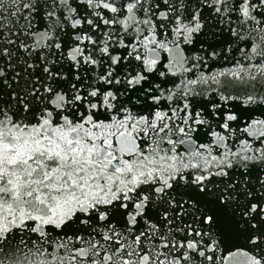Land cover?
Returning a JSON list of instances; mask_svg holds the SVG:
<instances>
[{
    "label": "snow or ice",
    "instance_id": "1",
    "mask_svg": "<svg viewBox=\"0 0 264 264\" xmlns=\"http://www.w3.org/2000/svg\"><path fill=\"white\" fill-rule=\"evenodd\" d=\"M0 264H264V0H0Z\"/></svg>",
    "mask_w": 264,
    "mask_h": 264
}]
</instances>
